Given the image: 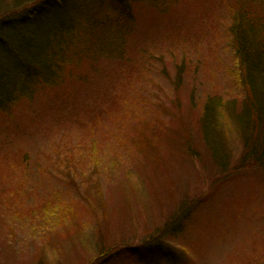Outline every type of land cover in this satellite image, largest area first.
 Returning a JSON list of instances; mask_svg holds the SVG:
<instances>
[{"label":"rangeland","instance_id":"374dc122","mask_svg":"<svg viewBox=\"0 0 264 264\" xmlns=\"http://www.w3.org/2000/svg\"><path fill=\"white\" fill-rule=\"evenodd\" d=\"M37 1L0 0V16ZM73 2L95 18L114 15L109 0ZM199 20L168 15L150 27L151 42L139 10L121 59L0 113V264H97L103 246L141 245L188 208L169 241L188 264H264V170H236L234 130L223 161L203 140L205 103L217 96L238 113L244 94L226 37ZM223 112L213 129L227 127Z\"/></svg>","mask_w":264,"mask_h":264},{"label":"trees","instance_id":"16d2710c","mask_svg":"<svg viewBox=\"0 0 264 264\" xmlns=\"http://www.w3.org/2000/svg\"><path fill=\"white\" fill-rule=\"evenodd\" d=\"M109 1L115 5V10L107 19L76 9L73 0H39L36 5L0 16V113L7 114L9 108L32 98L42 88H57L66 80L83 79L86 66L95 68L100 61L121 59L128 38L136 31L139 10L144 12L151 42H155L149 31L153 23L159 24V20L168 15L183 19L190 13L198 16L206 29H216V32L221 29L238 68L237 78L241 79L244 94L238 113L231 104L220 106L217 96L205 103L200 122L204 143L214 160L223 161L225 135L234 130L240 134L242 145V154L238 157L242 163L236 170L254 167L264 170V0ZM92 2L96 8L103 4V0ZM150 57L153 64L160 61V54ZM133 105L130 100L124 102L125 108ZM221 109L227 127L223 125L222 129L215 130L211 127L212 120ZM195 209L179 211L158 235L141 245L120 251L103 246L93 261L117 264L122 258L133 257L137 260L135 264L162 261L188 264L186 256L189 254L180 247H172L169 241L183 232L186 219L181 221V217L187 218ZM65 215L67 213L60 220L65 219ZM48 218L44 216L47 224L55 221L50 223Z\"/></svg>","mask_w":264,"mask_h":264}]
</instances>
